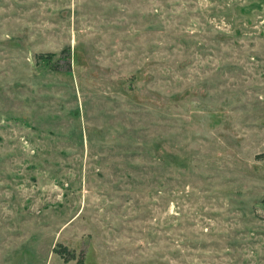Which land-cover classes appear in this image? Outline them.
<instances>
[{
    "label": "rangeland",
    "instance_id": "374dc122",
    "mask_svg": "<svg viewBox=\"0 0 264 264\" xmlns=\"http://www.w3.org/2000/svg\"><path fill=\"white\" fill-rule=\"evenodd\" d=\"M0 264H264V0H0Z\"/></svg>",
    "mask_w": 264,
    "mask_h": 264
}]
</instances>
